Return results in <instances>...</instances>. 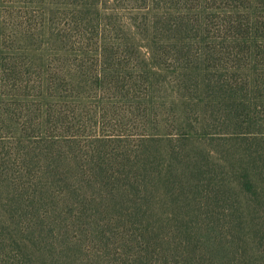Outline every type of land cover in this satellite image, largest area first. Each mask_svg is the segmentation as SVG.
<instances>
[{"label": "trees", "instance_id": "trees-1", "mask_svg": "<svg viewBox=\"0 0 264 264\" xmlns=\"http://www.w3.org/2000/svg\"><path fill=\"white\" fill-rule=\"evenodd\" d=\"M19 6L38 20L0 28V264H264V0Z\"/></svg>", "mask_w": 264, "mask_h": 264}, {"label": "rangeland", "instance_id": "rangeland-1", "mask_svg": "<svg viewBox=\"0 0 264 264\" xmlns=\"http://www.w3.org/2000/svg\"><path fill=\"white\" fill-rule=\"evenodd\" d=\"M27 13L23 12V9L19 6V0H0V28L5 29H10L13 24L15 23H28V24H36L38 17L34 15V12L29 13L30 15L28 16H23L26 15ZM14 27V26H13ZM12 29V28H11ZM133 39L135 43H138L142 45L143 53L148 52V41L146 39H143L141 35H138L137 32L133 33ZM11 44L10 41H8L4 45L5 51H10L11 50ZM212 62L207 61L205 62L203 66V75H199L201 78L204 79V83L201 81L200 83H203L202 89L200 93H203L206 96V93H215L217 89V82L218 81H225L227 80L226 78H233V75H226V73H229L230 71L227 69L230 66H233L232 61L227 59L223 63L219 62V67L215 66L217 69H212ZM227 65V67H226ZM222 67V68H220ZM226 71V72H225ZM225 73V75H224ZM158 75H155L154 77V86H155V91L166 95L167 96V101L169 103L168 108L169 109H176L181 107L180 104V99L182 94L184 93L185 88H181L180 86L183 85L182 78L184 75H175L173 73H169L166 70L158 71ZM127 76H134V75H127ZM77 80H81L80 75H75ZM153 80V79H152ZM187 83V82H186ZM180 89V90H179ZM89 90H92V85L87 84L83 89L77 88V91L80 92L81 94L88 96L89 95ZM98 92L100 93H105V89L97 88ZM179 90V92L177 91ZM76 94V93H75ZM91 103V100L88 101V98L85 99L84 105H85V110L88 111V108L86 107V104ZM93 104V103H91ZM172 104V105H171ZM90 112V111H89ZM171 112H178V111H171ZM169 114L167 113L166 116ZM189 118V123H192L194 126H196L195 122V116L191 113L188 114ZM159 120L153 119L151 124L149 125V130L151 129L152 133L155 131H161L162 129H170L172 132H176L178 127L172 125V119L171 118H161L159 126H158ZM187 127H190V125L187 123ZM141 129V128H140ZM141 131V130H140ZM163 132V131H162ZM161 132V133H162ZM134 129L132 127V144L136 143V136H135ZM160 133V132H159ZM93 136V135H92ZM94 139V136H93ZM191 148L194 147V145H190ZM196 149V146H195Z\"/></svg>", "mask_w": 264, "mask_h": 264}]
</instances>
